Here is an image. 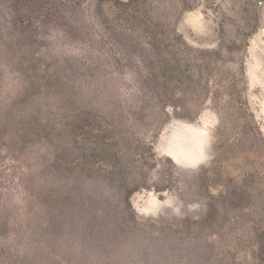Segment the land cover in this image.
<instances>
[{
	"label": "rangeland",
	"instance_id": "rangeland-1",
	"mask_svg": "<svg viewBox=\"0 0 264 264\" xmlns=\"http://www.w3.org/2000/svg\"><path fill=\"white\" fill-rule=\"evenodd\" d=\"M0 264H264V0H0Z\"/></svg>",
	"mask_w": 264,
	"mask_h": 264
},
{
	"label": "trees",
	"instance_id": "trees-1",
	"mask_svg": "<svg viewBox=\"0 0 264 264\" xmlns=\"http://www.w3.org/2000/svg\"><path fill=\"white\" fill-rule=\"evenodd\" d=\"M22 25H24V23H22ZM22 28L25 26H21ZM63 150V149H62ZM58 157H52L49 160V164L47 167H49V171L44 173V177L43 180L47 181L48 183H51L53 180L49 179L51 178L53 175L56 174L55 169L58 167ZM77 184V181H72V185L75 186ZM58 185V184H57ZM77 191H80V188H77ZM75 193V192H71L70 194ZM90 196L92 197V194H90ZM45 200L41 199L42 204L44 206V209L46 211V213L48 214V216L51 218L52 217V222L54 224V226L57 225L59 218H58V214H59V207L60 204L63 202L58 195H56L54 192H47L46 196H45ZM74 198L71 197L70 202L73 206H75L74 203ZM91 207H92V212L90 213V218L91 220L97 224L98 222H102L104 221L103 216L98 213L97 211V207L95 205V203L93 202V197L91 198ZM125 201H126V206L129 209L130 207V203H129V193L128 195L125 197ZM89 201H87L88 203Z\"/></svg>",
	"mask_w": 264,
	"mask_h": 264
}]
</instances>
